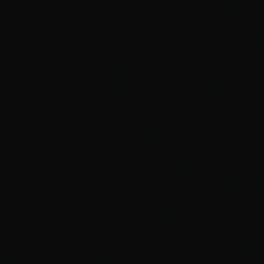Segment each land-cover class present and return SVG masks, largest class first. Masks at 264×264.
Listing matches in <instances>:
<instances>
[{
    "label": "water",
    "instance_id": "obj_1",
    "mask_svg": "<svg viewBox=\"0 0 264 264\" xmlns=\"http://www.w3.org/2000/svg\"><path fill=\"white\" fill-rule=\"evenodd\" d=\"M0 264H264V0H0Z\"/></svg>",
    "mask_w": 264,
    "mask_h": 264
}]
</instances>
